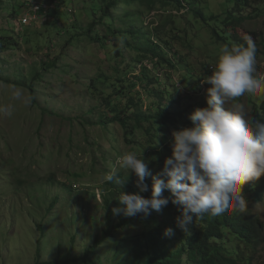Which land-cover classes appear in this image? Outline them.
<instances>
[{
  "label": "rangeland",
  "instance_id": "1",
  "mask_svg": "<svg viewBox=\"0 0 264 264\" xmlns=\"http://www.w3.org/2000/svg\"><path fill=\"white\" fill-rule=\"evenodd\" d=\"M112 1L56 0L54 5L55 0H0V105L13 107L11 116L0 115V264H66L69 257L83 255L97 236L100 239L106 225L104 177L116 167L117 158L128 151H142L149 169L160 172L168 157L160 143L162 134L157 132L155 145L146 125L135 126L134 133L130 130L126 134L114 121L128 99L137 102L140 97L146 112L151 102L158 103L161 94L156 89L152 96L143 93L149 74L154 76L153 65L137 63L136 52L124 42L112 40L114 35L106 26L94 27L108 37L105 47L89 40L87 28ZM120 1L126 11L135 9L131 3L146 14L151 4L159 11L144 17L142 26L149 29L127 35L126 41H138L143 34L146 38L154 36L150 27L158 28L169 17L162 38L200 78L207 68L212 73L222 46L233 43L230 35L242 44L251 36L257 46L256 74L264 76V0H201L186 4L184 9L171 4L163 11L159 1ZM25 4L46 7L28 28L19 25L28 12L22 15L18 6ZM117 9L108 10L107 15L118 17ZM199 10L203 17L196 19L193 14V19L191 11ZM138 15L141 17L140 13L134 15L138 22L135 29L141 24ZM240 15L247 20L242 21ZM114 18L113 24H119ZM229 23L235 26L227 29ZM212 31L218 33L221 42ZM189 66L176 70L166 64L156 72L163 77L175 74L173 81L180 98L184 97L175 99L187 111V120L155 124L170 141L174 130L191 126L188 114L206 101L207 94L202 93L197 106L199 95L185 87L188 81H198ZM16 92L22 99L14 98ZM168 98L167 105L171 95ZM107 101L115 103L116 113L107 108ZM239 103L252 117L255 106L264 103V93L245 95ZM255 182L263 184L261 198L247 194V207L236 210L259 220L263 242L250 254L252 264H264V175ZM142 228L137 223L117 233L109 245L96 248L100 264L128 260L129 254L115 255L113 245L119 239L134 237Z\"/></svg>",
  "mask_w": 264,
  "mask_h": 264
},
{
  "label": "trees",
  "instance_id": "2",
  "mask_svg": "<svg viewBox=\"0 0 264 264\" xmlns=\"http://www.w3.org/2000/svg\"><path fill=\"white\" fill-rule=\"evenodd\" d=\"M53 1L54 0H52V2ZM114 1L107 3V7H104L105 12L102 13L99 18H95L87 28V32L90 34L89 40L96 42L99 46L105 47L108 37L104 35L101 36L94 27L100 24L106 26L109 34L114 35V39L112 40L122 41L125 46L136 52L139 57L137 63L141 62V64H143L147 62L153 65L152 72L154 73V76L149 74V82L145 81V91L143 93L147 96H152L155 91L154 89H156V91L161 94V96L159 95L160 98L158 103L151 102V105L148 106L146 112L143 111V101L140 97L137 102H135V98L131 100L128 99V103L125 104L124 110L119 111L114 121L121 124V127L126 130V134H129L130 130L134 133L133 129L135 126L141 127L142 124L146 125V133L155 141V145L156 141H158L157 132L162 134L160 143L164 152L168 153V156H170L172 140L170 141L168 135L161 127L157 129L156 125L160 122L162 125L163 123L171 125L177 124L176 121L178 118L187 120V111L182 110L178 106L180 102L175 99L177 96L179 99H184V97L180 98V92L176 83L173 81L175 74L172 73L163 77L161 74L159 75V73L157 75L156 72H159L161 69L160 67H163L166 64H169L176 70L184 69L189 65L186 59L179 58V54L176 51H171V47L167 41L162 38L164 35L163 32L166 28L165 24L170 23L171 20L168 19L171 18L168 17L158 28L150 27L154 36L152 35L151 37L146 38V35L143 34L142 38L138 41H131V39L130 41H126L125 37L127 35L131 37V33H136L143 28H148L147 25L142 26L144 17H150L151 13L159 11H156L153 4H151L148 5L146 14L145 11L142 12V10L133 3L129 6L135 9H132V11H126L124 9L125 6L121 4V1ZM141 1L144 3L143 0ZM155 1H159V3L162 4L161 9L163 11L171 4H173V8L184 9L186 4H197L201 0H154V2ZM119 4L120 6L118 7ZM54 5H57L56 0ZM32 6L33 5L27 6L26 4L20 5L18 6V9L22 11V15L26 12L29 14L32 11ZM116 8H119L116 11V16L120 18H114L107 15L108 10H116ZM42 9L46 11V7L43 8L40 6L35 13L37 19L40 18ZM118 11H122V13L117 14ZM13 12H15V10H13ZM191 12L193 19L195 18L194 15L198 17L196 19L203 17L202 10ZM137 13L141 14V17L138 15L141 24L138 29H135L134 24L138 22L135 20L134 15ZM184 17L182 19H184ZM189 17L190 15L188 18ZM113 18L114 21L120 20L119 24L125 29L122 30L120 26L115 27L119 24H113ZM105 19L107 22H105ZM240 19L242 21L247 20L243 15H240ZM248 19H250V17H248ZM96 20L99 21L97 22ZM33 23L34 21L21 27H27ZM230 26H235V24H227V29ZM237 26L240 25L237 24ZM227 29L226 32L229 33ZM92 30L96 35L92 36ZM87 32L85 34L86 36H88ZM212 35L217 41H222V38L218 33L212 31ZM155 36L161 37V40H157ZM230 39L232 42L242 44L241 40L237 37H231L230 35ZM169 56H171V59H169ZM189 68L191 69L190 66ZM127 69L130 70L132 68L129 67ZM144 70L149 72L147 68H144ZM191 73L193 76H196L193 71ZM203 75H205V71ZM197 79L198 81L196 83L188 81L185 83V87L189 93H194V96L199 95L196 105L198 104L197 106H200L201 102L199 101L201 99L200 95L202 88L199 83L200 78L197 77ZM168 95H171V99L170 102H167V105L166 99H169ZM106 104L107 108L112 110L113 113L117 112V110H115V103L107 101ZM205 106L206 101L201 104V107ZM190 108H193V106H190ZM171 109L173 110L171 111ZM253 118L264 121V103L260 105V107H255ZM100 119L102 120V116ZM132 143L134 144L135 142L132 141ZM151 144L153 145L154 143ZM155 164L156 163H154V165ZM149 172L152 175H157L159 173L152 169H149ZM119 176L124 178L125 174L119 173ZM146 183L150 188L152 183L151 176L146 178ZM105 184L106 191L104 194V208L106 210V225L101 232L100 239L97 236L94 240L93 246L89 247L83 255L69 257L66 260V264H100L99 259L96 258V248H101L106 243L109 245L117 233L128 230L137 223L143 226L141 231H139L134 237L119 239V241L113 245L115 255H126V257H128L129 254L128 260L118 259L116 260L118 262L115 264H252L253 257L250 253L256 252L257 248L263 242L262 226L259 220L233 208H229L224 214L216 217H212L208 214L194 217L193 223L189 225L188 231L186 232L176 226V217L180 215V212L178 207L171 202L159 212L152 211L151 215L147 217L142 215H137L136 217L114 215L111 209L113 207H122L118 201L119 191L137 193L144 197H148L150 191L140 193L139 189L135 186V176L133 174L130 175L129 173L120 189L114 183L106 182ZM262 187L263 184L260 182L250 181L244 185L242 195L246 196L247 194H250L251 196H254V199L257 197L261 198ZM163 195L168 198L171 197V194L167 190L164 191ZM166 228L173 229L174 234L170 237L165 236L164 230Z\"/></svg>",
  "mask_w": 264,
  "mask_h": 264
},
{
  "label": "clouds",
  "instance_id": "3",
  "mask_svg": "<svg viewBox=\"0 0 264 264\" xmlns=\"http://www.w3.org/2000/svg\"><path fill=\"white\" fill-rule=\"evenodd\" d=\"M256 56L251 36L243 44L222 46L212 73L207 68L200 77L206 106L188 114L191 126L172 132L171 155L165 157L157 175L149 172L142 151H128L117 158L116 167L104 180L120 189L131 172L139 192L150 191V195L119 191L122 207H113L114 215L147 217L171 202L180 212L176 226L186 232L194 217H216L229 208L242 211L247 207L244 185L264 175V121L249 116L239 103L245 95L264 93V76L256 74ZM14 98L22 99V94L16 92ZM12 111L11 105H0V115L11 116ZM118 170L125 173L124 178ZM149 176L150 188L146 183ZM165 190L170 198L163 195ZM173 234L171 228L164 230L167 237Z\"/></svg>",
  "mask_w": 264,
  "mask_h": 264
},
{
  "label": "built area",
  "instance_id": "4",
  "mask_svg": "<svg viewBox=\"0 0 264 264\" xmlns=\"http://www.w3.org/2000/svg\"><path fill=\"white\" fill-rule=\"evenodd\" d=\"M32 5H33L32 11L29 14H26L25 16H23V18L19 21L20 26L27 25V24L31 23L32 21H35V19L37 18L35 16L36 15L35 13L40 8V6L34 5V4H32Z\"/></svg>",
  "mask_w": 264,
  "mask_h": 264
}]
</instances>
